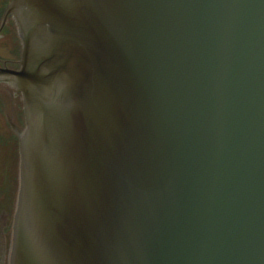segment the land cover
<instances>
[{"label": "water", "instance_id": "95a60500", "mask_svg": "<svg viewBox=\"0 0 264 264\" xmlns=\"http://www.w3.org/2000/svg\"><path fill=\"white\" fill-rule=\"evenodd\" d=\"M14 9L27 126L8 264H264V0Z\"/></svg>", "mask_w": 264, "mask_h": 264}, {"label": "flooded vegetation", "instance_id": "af4514ba", "mask_svg": "<svg viewBox=\"0 0 264 264\" xmlns=\"http://www.w3.org/2000/svg\"><path fill=\"white\" fill-rule=\"evenodd\" d=\"M15 0H0V231L8 264L19 202L21 139L27 126L17 74L25 61V41Z\"/></svg>", "mask_w": 264, "mask_h": 264}]
</instances>
